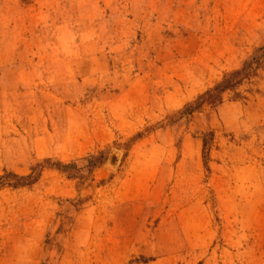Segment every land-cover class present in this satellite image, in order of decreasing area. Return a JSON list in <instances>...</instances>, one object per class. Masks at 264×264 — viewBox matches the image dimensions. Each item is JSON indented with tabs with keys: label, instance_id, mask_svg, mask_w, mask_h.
<instances>
[{
	"label": "rangeland",
	"instance_id": "374dc122",
	"mask_svg": "<svg viewBox=\"0 0 264 264\" xmlns=\"http://www.w3.org/2000/svg\"><path fill=\"white\" fill-rule=\"evenodd\" d=\"M263 46L264 0H0V264H264V67L180 114Z\"/></svg>",
	"mask_w": 264,
	"mask_h": 264
},
{
	"label": "trees",
	"instance_id": "16d2710c",
	"mask_svg": "<svg viewBox=\"0 0 264 264\" xmlns=\"http://www.w3.org/2000/svg\"><path fill=\"white\" fill-rule=\"evenodd\" d=\"M256 52H262L261 54H254L250 58L246 59L240 69L233 70L226 73L218 82H216L211 88L205 92L198 95V97L190 104L186 105L180 114H190L194 111H198L206 104H215L220 101L221 94L235 87L239 82L247 77L248 75L255 73L258 69L264 67V46L256 49ZM211 134L209 132H204L202 134V150L205 154L210 146ZM89 168H94L96 166V161L98 157L89 156L87 159ZM44 164L48 167L56 168L61 172H66L70 176L74 175L75 165L73 163H61L53 162L51 163L48 159L44 161ZM43 167L42 164H39L36 168ZM37 174H28V175H18L15 173H6L0 176V187L5 185L12 186H24L34 183L38 179Z\"/></svg>",
	"mask_w": 264,
	"mask_h": 264
}]
</instances>
